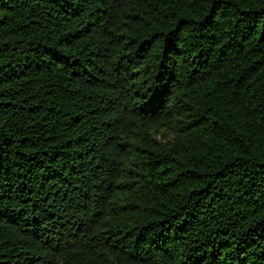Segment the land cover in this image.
Wrapping results in <instances>:
<instances>
[{
    "label": "trees",
    "instance_id": "1",
    "mask_svg": "<svg viewBox=\"0 0 264 264\" xmlns=\"http://www.w3.org/2000/svg\"><path fill=\"white\" fill-rule=\"evenodd\" d=\"M0 264H264V0H0Z\"/></svg>",
    "mask_w": 264,
    "mask_h": 264
}]
</instances>
